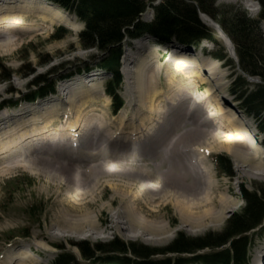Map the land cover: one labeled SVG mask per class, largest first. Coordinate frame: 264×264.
I'll list each match as a JSON object with an SVG mask.
<instances>
[{"label":"rangeland","instance_id":"rangeland-1","mask_svg":"<svg viewBox=\"0 0 264 264\" xmlns=\"http://www.w3.org/2000/svg\"><path fill=\"white\" fill-rule=\"evenodd\" d=\"M28 1L37 2L36 5L45 8L40 13L47 15L48 21L35 18L38 13L34 17L26 18L25 25L28 29L32 28L33 30L23 34L14 35L12 33V41L0 47V107L12 102L18 104L13 106L15 108L10 105V107L0 109V119L4 114L13 115L33 110L34 112L25 119V122H29L30 125L37 123L35 125L37 130L32 131L51 129V132L57 133V137H59L58 133H74L70 129L73 128L70 121L74 122L76 117H80L81 121L86 119L97 121L100 126L103 125V129L102 126L100 128L104 138H111L109 141L115 142L113 145H115V149L117 147L120 157L118 160L114 159V163L126 168H133L134 171H136V167L140 168L132 176L118 175L114 177L113 174H110L113 170L107 171L100 168L103 162H99V160L90 159V161L87 159L86 162L78 163L77 160L71 159L67 155L57 157V160L64 164L76 162L77 166H74L85 172L84 181L81 180L78 183L66 179L55 181L48 177V173L39 168L40 166L45 168V166L37 165L35 161L42 157H50L49 154L36 153L32 157L24 159L25 161L23 158H11L1 162L0 264H48L59 252V249L55 247L56 244L65 245L68 250L80 258L79 248L75 246V243L80 241L107 243L115 238H120L126 242L140 243L150 247H164L171 243L180 232L191 237H200L210 231L223 229L227 220L245 205L242 199V187L253 189L258 183L264 184V178L259 175V168L254 167L251 169L252 174H246L242 169L248 167H245L246 165L236 158L234 150L220 146L221 132L231 128L232 124L237 122L245 123L254 130L259 142L262 139L260 130L252 118L253 115L246 113L243 103L232 92V84L237 75L233 70L234 66L226 64V60L229 58L236 64L237 73L248 80L251 90L254 88L253 85L262 83V80L246 75L242 71L239 60L233 57L234 54L230 55L227 51L225 52L224 41L218 32L213 33L211 39H195L188 42L175 38L166 42L149 33L145 34L147 36L142 34V38L140 36L132 37L122 43L118 67L122 75V82L117 91H119L124 105L114 113L113 100L105 93V86L113 78V70L110 65L106 64L109 58L107 53L82 47L78 33L83 30L84 24L56 0ZM158 1L160 0H156L155 4ZM208 1L211 2V0ZM253 2V6H249L244 0H216L214 7L218 8L217 18L220 21L228 19V11L238 7L247 12L250 17L256 18L259 16L261 8L257 0ZM153 17L154 11L149 8L142 15L141 20L149 22ZM200 18L214 31L216 29L208 19H213L212 21L216 25H220L207 13H200ZM260 28L264 33V22L261 23ZM58 29H62L66 36L55 38L54 36L59 33ZM179 46L191 50L195 54L194 61L200 65L203 61L209 62V58L213 57L211 52L223 51L226 57L220 59L221 66L216 72L214 71L215 73H207L208 83L201 84L196 78L193 81V79H187L175 72L176 66L170 68L167 66L168 59L177 55L175 51ZM182 53L180 55L187 58L193 56L187 52ZM235 55L237 56L236 51ZM164 57L167 58L163 59ZM6 74H11L9 80L3 79ZM46 74H49L50 83H53L56 94L35 104L20 103L19 101L30 95L32 91H38L40 86L44 87L48 84L47 82H43L40 86L35 84L39 76ZM208 87L213 89L212 93L219 94L223 98L222 102L228 109V117L213 115V101L211 98L205 99L204 97L205 89ZM138 90L145 91V94L150 95L149 99L144 96L142 102L139 101V97L134 92ZM175 91L184 93L187 106L193 103L194 106L191 108L194 114L193 119L187 120L189 117V115H185L187 106L178 111L174 110V112L176 111L174 117H169L172 106L170 107L168 102ZM149 105H154L152 110ZM164 114L165 119L168 120L167 123L162 122L161 116ZM48 118L54 122L45 129L44 120ZM15 120L20 121L18 117L11 119L10 128L11 125L13 128V125L17 124ZM185 120H187L186 124ZM202 120L211 125L210 135L207 133L203 136V145L198 147L196 145L195 148L198 150L193 149V155L192 152L188 155L181 154V150L183 152L186 149H181L182 146L194 144L196 139L192 136L187 137L181 142L178 141V145L175 144L177 147L171 155L174 158H180V155H183L181 159L184 157L185 161L191 158L187 162L188 168L191 169L189 173L186 170L182 171L179 166L174 167V173H171L170 161L161 154L163 157L158 156L154 161L147 157L150 150L157 147L156 139L159 134L160 140L162 137L163 140L169 139L170 136L174 137L186 128H194L197 126L196 123ZM157 124L156 133L153 131ZM10 130H4L2 136ZM96 130L97 127H93V131L91 130L90 133ZM33 132L29 131L30 134L27 135L32 136ZM27 135L20 140H24ZM72 138L76 139L77 137L75 135ZM72 141L68 146L69 151L72 150L70 147ZM55 142L54 140L48 143L54 145ZM158 146L163 147L164 145ZM236 147L241 153L249 154L253 164H264L262 146L261 154L256 157L253 156L249 148ZM67 150L66 148L65 151ZM220 153L231 161L233 176H228L218 170L214 156ZM178 154L180 155L178 156ZM32 158V169L29 168L30 165L25 167L18 165H25L27 160L32 161ZM181 159L179 160L183 163ZM189 161L194 164H190ZM196 166L202 170H196ZM91 169L100 172V177L91 176ZM88 170L90 171L87 172ZM105 172L108 176L103 175ZM201 172L204 174L200 175ZM175 173L176 176L173 177ZM200 177H203V180ZM145 179H151L154 187L150 191L143 192L140 189ZM206 180H209L211 184ZM186 182L195 192L201 191L209 202L194 205L191 210L194 212L193 217L195 218H192L190 222L183 218L182 210L176 204V198L172 192L173 188H177L180 184H186ZM69 185L72 186L70 189L74 191V198L68 197ZM123 192L128 193L129 196L122 197ZM204 192L208 195H204ZM194 200L200 202V199L197 201L195 198ZM129 205L141 217V224L133 223L128 226V219L123 212ZM223 207H225L224 210H222ZM207 209H210V213L203 215V211ZM214 212H224L222 219L216 223L211 221L213 220L211 215ZM197 216H202L204 220L199 221ZM116 218L119 220V224L113 222ZM148 222L161 227L162 230H157L158 232L154 231L155 228L151 231L144 230V224L147 225ZM200 223L202 226H199ZM251 239L248 264H257L261 261V264H264V252H262L264 223L252 231ZM208 252L209 250L197 251V254ZM103 256L120 257L122 255L110 252ZM190 256L191 254H186L183 257ZM127 257L133 258V255L129 254ZM100 261L89 263L82 260V264H117L105 259ZM200 263L197 261L187 264Z\"/></svg>","mask_w":264,"mask_h":264},{"label":"trees","instance_id":"trees-1","mask_svg":"<svg viewBox=\"0 0 264 264\" xmlns=\"http://www.w3.org/2000/svg\"><path fill=\"white\" fill-rule=\"evenodd\" d=\"M56 1L84 24L83 30L78 33L82 47L107 53L109 58L106 64L111 66L113 78L105 86V91L113 100L114 113L124 104L117 89L122 82V75L118 70L121 46L126 39L141 37L147 33L166 42L174 38L184 42L211 39L216 31L201 20L200 13H207L216 19L232 40L242 71L262 80V83L253 85L251 90L248 80L237 73L236 64L229 58L226 60V64L234 66L233 70L237 75L232 84V92L241 100L246 113L253 115L264 146V33L260 28L264 22V0H257L261 8L258 17H250L238 7L229 10L228 19L222 21L217 18L218 8L214 7L216 0H160L157 4L156 0ZM149 8L153 9L154 17L151 21L144 22L141 17ZM58 30L55 38L66 36L62 29ZM211 53L220 59L226 57L223 51ZM48 75L39 76L35 82L39 86L47 82L45 88L40 86L38 91H32L20 101L32 103L54 93L53 83H50ZM10 77L11 74H6L3 79L9 80ZM10 105L15 106L17 103L5 104L0 109ZM215 162L221 173L233 176L232 163L228 157L219 154ZM242 199L244 207L233 214L219 231H210L200 237H191L180 232L164 247H150L126 242L120 238L107 243L80 241L75 243L79 248L80 258L65 245L56 244L59 252L48 264H82V260L98 263V260L103 259L117 264H187L197 261L201 262L200 264H248L251 233L264 223V184L258 183L253 189L242 187ZM203 250L209 252L197 254V251ZM110 252L120 253L122 256H103ZM129 254H132L133 258H128ZM186 254L191 256L183 257Z\"/></svg>","mask_w":264,"mask_h":264},{"label":"bare ground","instance_id":"bare-ground-1","mask_svg":"<svg viewBox=\"0 0 264 264\" xmlns=\"http://www.w3.org/2000/svg\"><path fill=\"white\" fill-rule=\"evenodd\" d=\"M244 1L246 3H248L249 6H253V4H254V2H253L254 0H244ZM36 3L37 2H29L28 0H21V1H19V0H0V47L3 45L9 44L10 41H12L11 40L12 33L14 35L15 34H23V33H28L30 30H33L32 28L28 29L27 26L25 25V19L26 18H30L31 16L34 17V15H36V13H38V16H35V18L37 17V19L39 18L43 21H48L47 15L40 13V12L44 11L43 9H45V8H42V6H40V5H36ZM44 13H46V12H44ZM212 20L208 19L210 24L214 25V28L217 30L218 24L216 25V23ZM34 22H36V19H34ZM217 32L219 33V36L223 39V41L226 45L227 52L230 55L234 54L233 57H235V50H234L233 46L230 44L227 36L223 32H220V31H217ZM141 46H143V45H141ZM141 46H140V48H141ZM182 52L183 53L187 52L188 54L193 55V56L187 58L186 56L180 55ZM175 53H177V55L171 56L169 58V60H168L169 64L167 66H169V68L176 66L175 72H177L178 74H181L182 76H184L187 79H193V81H194V78H196L201 84H207L208 83L207 73H214V71L216 72L221 66L220 60L217 58H213V57L209 58L210 59L209 62L204 63V61H203L202 64L200 65L198 62L194 61V55L195 54L191 50H189L188 48H184L182 46L177 47V50L175 51ZM212 91H213V89L211 87L206 88L204 97H205V99L211 98V100L213 101V107H212V110H214L213 115L228 117V109L226 108V105H224V103L222 102L223 98L220 97L219 94L212 93ZM134 92L137 94V96L139 97V101H141V102H142V99L144 96L147 99H149L150 95L145 94V91H139L138 90V91H134ZM55 94H56V91L54 93H50L44 99L36 100L35 102H32V103H29V102H26V103L35 104L38 101H45L49 97H51ZM183 94L184 93L181 91H178V92L175 91L174 95L172 94L170 96L168 103L170 104V107L172 106V109L170 111L169 117L170 116L174 117L175 112H176V111L174 112V110L178 111L182 107L185 108L187 106V100H185ZM19 102L21 103V101H19ZM149 106H150V110H152L153 109L152 107H154V105H149ZM193 106L194 105L192 103L186 107L187 112H185V115H189L187 120L193 119L192 118V116H194V114L192 113L193 109L191 110V108H193ZM5 107H10V106H4L3 108H5ZM11 107H13V106H11ZM13 108H15V107H13ZM154 110H153V112H154ZM33 112H34L33 110H30V111H26V112L18 113V114H13V115L4 114L2 116V118L0 119V163L6 161L8 159H11V158H21V159L23 158V160H24L27 157L34 156L36 153L47 154V155L49 154L51 158L50 157H42V158H39L35 161V163L37 165H44L45 166V168L42 166H40L39 168L41 170L47 172L48 177H51L55 181L57 179H60V180L66 179L67 181L73 180V181L78 182V183H80L79 181L83 180L85 172L82 171L81 169H79V167L74 166L77 164L76 162L64 164L62 162H59L57 160V157L67 155L69 158L77 160L78 163L84 162V161L86 162L87 159L99 160V162H103V163H101L100 168H104L107 171L113 170L112 172H110V174H113L114 177L118 176V175L119 176L125 175V177H129V176H132L134 174V172H137V170H139L140 167H136V171H134L133 168L132 169L126 168L123 165H116L114 163V159L118 160L120 157L118 155V152H117L118 151L117 147L115 149V147H114L115 145H113V144H115V142L113 143V141H109L111 138L110 139L107 137L104 138V134L102 133L103 125H101L102 126L101 127L97 121H93V120L90 121L89 119L81 121L80 117H78V118L76 117L74 122L70 121L71 126H73V128H70V129L73 130L74 133H67V134L66 133H61V134L58 133L59 137H57L56 136L57 133L54 131L51 132V129L50 130H39L37 132L32 131V130H34V131L37 130V127L35 126L37 123H33L32 125H30V124H28L29 122H25V119H26V117L30 116ZM17 117L20 119V121L18 122V120L17 121L15 120L17 124H14L13 128L11 125V128H10V123H9L10 120L16 119ZM161 117H162L163 123L168 122V120L165 119L166 118L165 114L162 115ZM185 118H187V117H185ZM187 120L184 121L185 124H186ZM44 121H45L44 122L45 123V129H47L54 122V120H51L50 118H48L47 120H44ZM206 122L207 121L202 120L199 123H196L197 126H195L194 128L193 127H189L188 129L186 128V130H183L181 133L176 134L174 137L170 136L169 139L167 138V139L163 140V137H162V139L160 140V134H159L157 136V139H156L157 140V147H153L154 149L152 148L150 150V152H149L150 154L148 153L147 157H149L150 160L154 161L157 159L158 156L163 155L166 159H168L170 161V168H172L171 173L172 172L174 173V170H173L174 167H178V166H179V168L182 169V171L186 170L189 173L191 169L188 168L189 166L187 165V162L191 158H188V160L185 161V160H183V159H185L184 157H183V159H181V157L183 155L181 156L180 154H178V156L180 155V158H174L171 155H172L173 151L175 150V147H177V146H175V144L177 143V145H178V141L181 142L182 139L187 138V137L192 136V137H196V139L194 140L195 142H193L194 144H190L189 146L188 145L182 146L181 149H184V148H186V149L183 152L181 150V154H184V155L187 154L188 155V153L190 154L193 149L194 150L197 149V148H195L196 145H197V147L202 146L203 145V142H202L203 136H205L207 133L210 135L211 125L207 124ZM82 123H83V126H82ZM87 123H89V124L87 125ZM158 124H157V127H155L153 132L157 133ZM15 125H17V126H15ZM232 125L233 126L231 128H227L221 132V134H220L221 135L220 146L228 148V149L231 148L234 150V154H235L236 158L238 160H240L241 163L246 165L245 167H248L247 169H245L244 167L242 169L246 174H252L253 172L251 169L254 167H257L260 169L259 175L264 178V164H260V163L259 164H253L252 163L253 161L250 158L249 154L245 155L244 153H241V151L238 150L236 147V146L247 147V149L249 148V150L251 151L253 156L256 157V155L260 151V147L257 146L258 141H257L256 137H254V135L250 131V128L245 123L237 122V123L232 124ZM93 127L94 128L97 127V130L90 133L91 130L93 131ZM9 129H11V130L8 133H6L4 136H2V132L4 130H9ZM84 130H86V131L84 132ZM29 131L33 132L32 136L27 135L29 133ZM75 132H77V133H75ZM25 135H27V137L24 140H20ZM75 135L77 138L76 139L72 138V136L75 137ZM105 136H107V135H105ZM55 137H56V139H55ZM54 140L56 141L54 143V145H51L50 143H48L49 141H54ZM72 140L75 142V144L78 146V148L77 149L73 148L72 150L69 151L68 146L70 145ZM73 141H72V143H74ZM158 145H164V146L162 147V146H158ZM70 147H74V145L71 144ZM66 148L68 149L67 151H65ZM133 150H135V149H133ZM253 150H255V152ZM64 151H65V153H64ZM174 153H176V152H174ZM193 154L194 153L192 152V155ZM192 155H191V157H192ZM163 156H161V158ZM186 157H188V156H186ZM179 159H181L183 161V163L180 162ZM101 160H103V161H101ZM30 161L31 160L29 159V160H27V164H25V165L18 164V165H20L21 167H25L26 165H30L29 168H31L32 167L31 165L33 164V158H32L31 164L29 163ZM38 161H40V162H38ZM179 162H180V164H179ZM189 163L194 164V162H192V161L191 162L189 161ZM191 167H194V166H191ZM7 169L9 170V168H7ZM36 169H38V168H36ZM177 170L179 171V169H177ZM196 170L201 171L202 169L199 170V168L197 167ZM89 171L90 170H88L87 172H89ZM0 173H2V172H0ZM171 173H170V175H171ZM197 174H195V175H197ZM202 174H204V173L201 172L200 175H202ZM90 175L93 177H95L94 175L100 177V172H96L95 170H92L90 172ZM103 175L108 176V174L106 172L103 173ZM174 176H176V173H175V175H173V177ZM200 178L202 179L203 177H200ZM169 179H170V177H169ZM202 180H200V181H202ZM177 181H179V180H177ZM184 181H186V180H184ZM206 181L211 184V182L209 180H206ZM75 185H76V183H75ZM75 185L73 184L74 187H75ZM70 187H72V186L69 185V190L67 189L68 190L67 191L68 197L74 198V196H75V194L73 193L74 191H73V189L71 190ZM153 187H154V184L151 181V179H145L142 182V186H141L140 190L143 192H146V191L152 190ZM205 189H207V188H205ZM193 190L191 189L190 184L187 182H186V184L185 183L182 185L180 184L177 188L172 189L173 196H174V198H176L175 199V201L177 202L176 204L182 210V214H183L182 216H183V218H186L187 222H190L192 220V218H195V217H193L194 212L191 210L192 208H194V205H196L197 203L202 205V203L205 204V202H208L206 199V196H203V193H201V191L195 192V190L194 191ZM123 193H122V195H123L122 197L127 198L129 196L128 193H126V192H123ZM204 195H208V194L204 192ZM193 197L197 198V201L200 199V202H196L194 200L195 198H193ZM224 208L225 207H223L222 210H224ZM134 210L135 209L129 205V207L127 209H125V211L123 212L128 219V226H131V224H133V223L134 224L135 223L136 224L142 223L141 217L138 216V214H136V212H134ZM209 210L210 209L203 211V215L204 214L207 215ZM200 211H201V208H200ZM223 213L214 212V214L211 215V217L213 219L211 221L213 223L220 221L222 219L221 217L223 216L222 215ZM197 217H199V221L204 220L202 216L201 217L197 216ZM207 218H205V219H207ZM113 222H115V224H119V220H117V218L114 219ZM200 224L201 225H199V226H202V223H200ZM154 228H155V230H154L155 232L162 230L161 227H158L157 225H153L152 223H149V222L147 223V225L144 224L143 229L151 231ZM262 252H264V248L262 249ZM261 263H262V261L258 262L257 264H261Z\"/></svg>","mask_w":264,"mask_h":264},{"label":"water","instance_id":"water-1","mask_svg":"<svg viewBox=\"0 0 264 264\" xmlns=\"http://www.w3.org/2000/svg\"><path fill=\"white\" fill-rule=\"evenodd\" d=\"M217 29H218V31L223 32V33L227 36V38H228L230 44L234 47V45H233V43L231 42V40L229 39L228 35L223 31V29H222L219 25H217ZM235 59H237L236 55H235Z\"/></svg>","mask_w":264,"mask_h":264}]
</instances>
